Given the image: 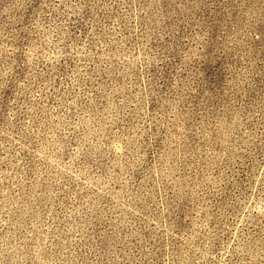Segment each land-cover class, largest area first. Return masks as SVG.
<instances>
[{
  "label": "rangeland",
  "instance_id": "obj_1",
  "mask_svg": "<svg viewBox=\"0 0 264 264\" xmlns=\"http://www.w3.org/2000/svg\"><path fill=\"white\" fill-rule=\"evenodd\" d=\"M0 264H264V0H0Z\"/></svg>",
  "mask_w": 264,
  "mask_h": 264
}]
</instances>
